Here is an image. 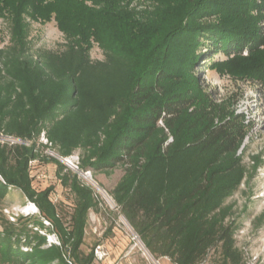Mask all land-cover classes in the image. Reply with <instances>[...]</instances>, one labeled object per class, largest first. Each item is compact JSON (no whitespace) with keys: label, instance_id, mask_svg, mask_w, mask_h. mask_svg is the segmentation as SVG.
<instances>
[{"label":"trees","instance_id":"16d2710c","mask_svg":"<svg viewBox=\"0 0 264 264\" xmlns=\"http://www.w3.org/2000/svg\"><path fill=\"white\" fill-rule=\"evenodd\" d=\"M130 1L0 0L12 41L0 48V132L31 141L0 142L1 264L96 259L97 244L83 246L100 201L76 172L42 153V132L61 155L80 149L83 169H123L110 194L153 254L200 264L214 250L213 264H246L227 203L249 173L246 116L231 95L207 88L195 66L204 46L208 68L264 89V0H138L142 9ZM30 20H54L66 47L30 50ZM94 42L104 58L92 57ZM36 158L55 162L69 210L54 200L53 185L34 186ZM12 188L39 212L7 217Z\"/></svg>","mask_w":264,"mask_h":264},{"label":"rangeland","instance_id":"374dc122","mask_svg":"<svg viewBox=\"0 0 264 264\" xmlns=\"http://www.w3.org/2000/svg\"><path fill=\"white\" fill-rule=\"evenodd\" d=\"M129 7L142 9L145 5H142L138 0H132L129 2ZM27 39L30 50L33 51L41 48L60 51L66 47L67 43L65 33L58 28L54 20L44 23L30 20ZM11 44L10 23L1 17L0 48L8 47ZM200 50L204 51L203 60L207 61L209 57H212L206 47L202 46ZM90 51L95 59L105 57L104 50L98 42H94ZM213 57L224 59L226 55L222 52H215ZM203 60L196 64L195 70L204 79L205 86L213 91L218 98L231 95L235 100L236 112H242L246 116L248 134L244 140L242 153L249 173L239 189L227 199V203L234 205V217L238 224L235 232L236 243L243 251L246 264H264V89L256 83H244L236 81L228 75L221 76L216 70L208 68V62L203 63ZM204 64L205 68H203ZM41 149L48 150V153L58 151L56 147L48 149L46 146H41ZM80 152V149H77L73 154L80 155ZM32 170L34 186L37 189H43L53 185L55 187L54 200L69 210V207L72 206L71 195L55 174V162L43 159ZM41 174L43 176H40ZM93 174L104 190L110 193L122 176L123 169L116 168L108 175L98 172H93ZM104 190L97 191L100 208L90 211L86 242L83 248L88 251L90 247L97 244L103 245L107 251L106 257L95 259L93 264H150L143 253L144 241L133 239L132 225L115 207L114 202L108 198L109 196L107 197ZM3 209L7 217L9 214L16 218L19 215L36 214L32 213L35 209L28 204L24 194L17 188L10 190ZM48 239L54 240V234H49ZM215 259V251L212 250L200 264H213ZM165 260L172 264L168 258Z\"/></svg>","mask_w":264,"mask_h":264},{"label":"built area","instance_id":"2783aa9c","mask_svg":"<svg viewBox=\"0 0 264 264\" xmlns=\"http://www.w3.org/2000/svg\"><path fill=\"white\" fill-rule=\"evenodd\" d=\"M263 31H264V23H263ZM39 141L42 142L44 144V146H46V148H50V147H55L54 144L46 137L45 132H42ZM0 142L1 143H8L10 145H15V144H25V145H30L31 141L30 140H26L23 139L21 137L15 136V135H11V134H6L4 132H0ZM42 153L49 156V157H55L57 159H59L62 163H64L66 165L67 168L71 169L72 171L76 172L79 176V178L85 182L86 184L92 186V188L95 190V193L98 197L97 191H103L104 188L102 187V185L99 183V181L95 178L93 171L91 169H83L80 166V155H75V154H70V155H61L59 153V151H50L48 153V150H42ZM41 162L40 158H36L30 161V172L31 175L32 174V168L37 164ZM40 176H43V174H41ZM1 179H3L1 177ZM104 192L106 193L107 197L110 198L113 202L116 208L119 209L117 203L115 202L113 196L107 192L106 190H104ZM28 204L32 205V207L35 209L34 211H32V213H38L39 209L37 207V205L33 202L28 200ZM6 211H8V209H5ZM9 217L11 220H15L16 217L12 214H9ZM45 223L49 224L50 222L47 219H44ZM132 232H133V239L136 241H141L142 239L139 236V234L132 228ZM55 239L54 240H49L50 242H55V243H59V240L57 239V236L54 235ZM143 253L145 255V257L149 260L150 264H164L163 263V259L164 258H168V256H157L155 254H153L145 245V243H143ZM95 255H96V259H103L104 257H106L108 255L107 251L103 248V245H97L95 248ZM170 260V259H169Z\"/></svg>","mask_w":264,"mask_h":264},{"label":"crops","instance_id":"0c3cea01","mask_svg":"<svg viewBox=\"0 0 264 264\" xmlns=\"http://www.w3.org/2000/svg\"><path fill=\"white\" fill-rule=\"evenodd\" d=\"M117 183V182H116ZM171 261V260H170ZM163 263L164 264H169V262H167L166 260H165V258H164V260H163ZM172 264H174L173 262H172Z\"/></svg>","mask_w":264,"mask_h":264}]
</instances>
